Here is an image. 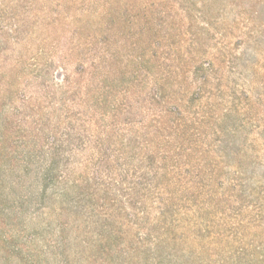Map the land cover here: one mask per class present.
<instances>
[{
    "label": "trees",
    "instance_id": "1",
    "mask_svg": "<svg viewBox=\"0 0 264 264\" xmlns=\"http://www.w3.org/2000/svg\"><path fill=\"white\" fill-rule=\"evenodd\" d=\"M0 261L264 264V0H0Z\"/></svg>",
    "mask_w": 264,
    "mask_h": 264
},
{
    "label": "rangeland",
    "instance_id": "2",
    "mask_svg": "<svg viewBox=\"0 0 264 264\" xmlns=\"http://www.w3.org/2000/svg\"><path fill=\"white\" fill-rule=\"evenodd\" d=\"M62 74H63V72H62V71H59V72L56 74V76H57L59 79H61ZM0 263H2V261H0Z\"/></svg>",
    "mask_w": 264,
    "mask_h": 264
}]
</instances>
